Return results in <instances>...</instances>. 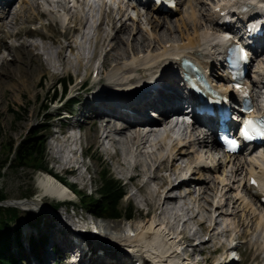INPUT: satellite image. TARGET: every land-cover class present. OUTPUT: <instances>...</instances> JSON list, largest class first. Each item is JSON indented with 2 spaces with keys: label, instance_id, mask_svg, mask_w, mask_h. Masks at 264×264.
Listing matches in <instances>:
<instances>
[{
  "label": "bare ground",
  "instance_id": "bare-ground-1",
  "mask_svg": "<svg viewBox=\"0 0 264 264\" xmlns=\"http://www.w3.org/2000/svg\"><path fill=\"white\" fill-rule=\"evenodd\" d=\"M94 1L73 0L71 5L69 0H0L1 12L3 15L10 14L14 25L17 26L15 30L5 32L0 25V51L5 47L11 56V61L4 58L0 64V87L8 86L12 92H15L21 91V87L25 89L32 87V85L28 86L30 80L33 84L38 82L42 63L40 52L46 56L42 66L46 64L53 69L61 67L63 71L69 72L71 60L69 57L66 58L65 49L77 62H88L84 71H80L81 69L73 71L75 75L84 77L92 69L90 61H94L99 55L101 47L107 46L101 56L100 66L102 68L96 67V76L100 79L105 77V80H102L98 86L102 92L101 97L111 98L109 94H106L110 92L115 98L117 93L112 92L118 90L127 92L138 88L144 79L152 76L154 72L161 71L163 72L161 81L172 83L170 88L174 91L178 79L171 71L174 65L178 64L176 61L178 55H192L210 68L213 66L212 59L221 53L225 38L221 31L215 30L219 29L216 24L220 16L216 14L212 6L220 4L221 9L230 11L241 5L249 6L255 0H184L185 8L182 7L179 18L168 21L160 16L159 12L163 9L141 2L139 4L147 7L149 15L146 19L149 26L145 31L140 25L134 24L135 20L131 25L122 22L118 27L115 24L116 18L111 13L115 9L120 18L123 10L126 11L123 6L128 3L127 5L137 7V3L118 1L114 8L111 6V1L107 3L106 0H97L101 8V19L96 29L97 32L93 36L95 37V49L90 60L81 52L80 47L82 46L78 38L86 40L90 38L89 33L93 26L85 7L90 8ZM42 3L52 4L57 8L62 7L67 14L62 19L60 14H53L52 10L48 13L46 10L39 11ZM105 3L108 9L103 8ZM208 3L211 5L207 9ZM175 5L174 10L177 9L178 4ZM252 7L255 6L252 5ZM163 11L168 12L169 15L172 13L169 12L172 10ZM259 16L264 18V13H260ZM41 17L48 18V22H40L42 20L38 19ZM29 22L39 24L40 28L36 26L31 30L28 26ZM103 23H107L109 28L102 27ZM61 27L62 29H59ZM174 30L177 34L173 32ZM26 35L38 36L41 41H28L25 39ZM6 36L20 41V44L18 46L6 45ZM165 45H168V48ZM34 61H38L39 64L35 66ZM253 67L254 72L260 78H264L263 56L255 60ZM218 74L220 82L226 80L224 74ZM77 85L78 82H75L71 88ZM100 90L96 93L92 92L96 97L94 102L85 96L80 103L85 110H88L84 120L85 123L87 122L88 131L83 135V139L86 144L90 141L99 144L102 137L111 143L114 147L111 157L116 165L123 172L128 170L129 176L137 178L135 185L140 193V202H136V217L126 218L128 220L126 230L119 227L120 222L92 217L93 230L81 236L91 250L84 264H90V262L108 264L107 261L111 262L110 264H194L190 261V256H194L198 244L192 245L189 241L203 228L207 230V238L201 241L200 245L205 246L210 241L217 242V238L221 241L222 236L233 238V233H238L241 227L243 235L247 236L250 243L264 247V201L260 199L261 193H259L261 189H264V148L247 155L228 156L226 154L224 157L217 153V140L208 137L206 131L201 134L202 129L190 131L189 138L183 135L176 138L171 137L170 129L163 127L165 123L163 119H152L147 109L144 108L150 106L153 109H159L161 113L165 112L172 106H168V103L176 97L179 98L171 91L161 92L162 97L159 96L157 101L154 99L153 102L151 101L153 97L140 98L137 91L125 93L127 97L125 100L115 98V102L119 105H125L135 111L130 115L110 103L106 104L101 101L104 99L98 98ZM31 95L34 97V93ZM131 97L140 99L134 102L130 101ZM152 108H150L151 112L154 111ZM163 118L165 119L164 116ZM144 124L149 128L142 130L141 127ZM160 126L164 128L165 134L160 135ZM71 131L67 133L66 139L76 143L79 136ZM149 135H155L157 138L149 141L148 145L151 144L152 148L146 151L143 147L149 140ZM87 150L86 146L83 151ZM71 152L75 153L73 150ZM66 162L68 166L62 162L58 163L62 166V171L64 168H71L74 174L82 164L88 168L86 163H78L75 159ZM185 172H188L189 177L184 178ZM252 174L259 179L260 184L257 187L249 182ZM80 175L78 171L76 178L79 180ZM171 175L177 180L176 182ZM151 181L155 184L152 188H150ZM37 183L42 193L59 198L73 195L67 181H62L56 174L47 170L43 171ZM192 184L198 185V190L195 191ZM180 185H184L185 190L180 191L178 196L171 195L170 191ZM169 203L173 204L171 207L173 210L176 208L179 210V207L181 210L186 209V212L189 209L192 210L187 221L179 219L184 220L183 226L187 225L188 221L195 220L198 221L199 227L188 234L184 231L185 229L177 231L170 221V215L165 210ZM22 204L32 209L38 207L33 201L19 203V205ZM171 213L175 218L181 216L177 211ZM97 219L102 220L94 222ZM68 232L64 230L63 240L56 239L50 233L48 241L51 244L59 241L69 249L72 243L70 237L67 236ZM188 246L192 248L186 252ZM223 247L226 253H224L223 261L216 262L218 264L221 262L228 264L225 258L231 257L230 255L234 252L227 243H224ZM85 251L87 248L83 251L84 255ZM40 254L45 259L48 252L43 248ZM28 256L26 260L31 263L32 260L29 261ZM33 256L36 260V255L33 254ZM75 258H72V261L80 264L81 259ZM209 258L210 256L207 255L204 259Z\"/></svg>",
  "mask_w": 264,
  "mask_h": 264
},
{
  "label": "rangeland",
  "instance_id": "rangeland-1",
  "mask_svg": "<svg viewBox=\"0 0 264 264\" xmlns=\"http://www.w3.org/2000/svg\"><path fill=\"white\" fill-rule=\"evenodd\" d=\"M73 0H69V3L72 5ZM111 6L115 8L118 1H125V0H106V2H110ZM115 1V2H114ZM135 2V1H131ZM105 3L103 8L108 9V5ZM128 4V3H127ZM126 4V5H127ZM209 5L206 6L208 9L211 3H208ZM123 6L126 11L123 10V14H121V17L119 18V14L114 11H112V16L116 18V25L119 27L122 22L131 25L132 22L135 20V25L138 24L140 27L145 31L149 24L147 23L146 19L149 16L147 12V8L143 5H136L135 6ZM49 6V7H48ZM94 6V7H93ZM130 6V8H129ZM133 7V8H132ZM185 8L184 0L180 2V10H176L172 16L161 13L160 16L165 21L168 20H174L176 18H179L181 15V10ZM46 10V12H51V10L57 11L60 10L61 12L66 13L65 9L62 7H55L52 4H45L42 3V7L39 8V11ZM73 8V6H71ZM86 14H88L91 17L92 20V29H90L89 33V39H81L78 38V42L81 44L82 47H80L81 52L85 54V56L91 60L92 52L95 49V33L97 32V26L100 22L101 16L99 9L97 8V5L94 1V3L91 5V9L85 7ZM140 13V14H139ZM164 14V15H163ZM2 15V14H1ZM0 15V25L2 26L1 29L3 31H13L17 26L14 25L13 20L11 19L10 14L6 15ZM42 20L40 22L47 23L48 18H39L38 20ZM104 28H109V25L107 23L101 24ZM29 28L34 29V27H39V24H36L35 22H29ZM61 26V25H60ZM59 27V26H58ZM59 29H62L59 28ZM175 34H177V31H173ZM2 34V32H1ZM127 36L126 34H123ZM29 36V37H28ZM8 37V38H6ZM5 37V43L6 45L10 46L11 44H14L15 46H18L20 44V41L14 40L12 37L6 36ZM28 41H37L40 42L41 40L37 36H30L26 35L25 37ZM166 48H168V45H165ZM84 48V49H83ZM102 49L99 50V55H97L92 62L91 66L92 68L98 67V69H101V56L103 53V50L107 48V46L101 47ZM84 50V52H83ZM36 49H34V52ZM67 51V52H66ZM36 53V52H35ZM64 54L71 60L70 62V71H63L61 67H58L56 69H53L52 67H49L48 65L42 64L45 62V55L44 53L40 52V60H41V73L39 75V81L35 84L31 83L32 81H29V85H32V87H28V89L20 88V90H17L15 92H12L11 89L8 86L0 87V161L3 160V157L6 154V150L3 148V144H5L8 140L16 143L19 141V139L22 137L23 134H26L28 131H30L31 128H34L36 125H38L43 119L46 117L48 118L46 123H48V129L44 132L45 133V152L44 157L46 159L47 168H50L52 171L56 169H62L58 163H64L65 166H68L67 160L75 159L78 163H86V166L88 168H85V164L80 165V169H77V172L79 171L81 173L80 180L77 177V172L73 174L72 170H68L67 173H63L62 177L65 179H68L75 183L76 188H80L83 192L91 193V194H97V187L100 183V171L105 170L108 174L112 175L116 179L119 180L122 188H123V195L121 196L119 200V205L122 207L126 205H130L131 210V219L133 217H136L137 210V201L140 202V193L139 190L136 187L137 178L134 177L132 180H127L126 174L129 173V171H122L121 168L116 165L115 160L110 156L107 157V155L104 153L105 150L112 151L114 147H112L111 143H109L107 140L102 139L100 144L96 143L95 141H90L86 144L85 140L83 139V135L88 131L87 122L81 121L83 116H81V119L76 120V122L80 123V126L70 124L66 120H61L60 117L57 114V107L61 104L63 101L56 100L60 93V86H62V83H56L60 78H65L66 82L70 81L69 84L66 86L67 93L74 94L75 88L72 89L71 85L76 82L80 77L79 75L74 74V70L76 71H84L85 66H87L88 62H77L76 59H74L73 56L69 53L67 49L64 50ZM8 59L11 61V56L7 49L3 47L0 51V64L3 61V59ZM85 59V58H84ZM34 65H38V61H34ZM89 62V63H90ZM86 64V65H85ZM48 66V67H47ZM49 68V69H48ZM218 70V69H217ZM56 72V73H55ZM75 75V76H74ZM41 76V77H40ZM89 77H86L87 84L90 85V83H93L96 78L93 76V73L88 75ZM101 79L105 80V77H102ZM91 86V85H90ZM31 89V90H30ZM34 93V97L31 95ZM55 93L54 99L50 100L51 95ZM85 94L82 93L80 95H83L82 98L85 97ZM48 106L46 109L48 116L43 113L42 110L45 106ZM74 111L76 108H80V103L77 102L74 105ZM82 108V107H81ZM81 112V110H79ZM76 112V111H75ZM85 124V125H84ZM73 126V127H72ZM69 130H72L74 134H79V137L76 141V143H72L67 137V133ZM71 131V132H72ZM162 135V134H160ZM150 136V137H149ZM148 141H146V145L143 147V150H148L152 146L149 144L150 140H155L157 138L155 135H149ZM68 140V141H67ZM80 140V141H79ZM88 147V150L84 152L83 150L86 149V146ZM89 145V146H88ZM98 145V146H97ZM103 145V146H102ZM102 146V148H100ZM148 146V147H146ZM150 146V147H149ZM79 148L81 150V153L79 152ZM71 150L75 151V153L71 152ZM83 152V153H82ZM80 154L83 155V160L80 161ZM88 155V156H85ZM100 155V156H99ZM98 156V157H97ZM97 157V158H96ZM72 166V165H70ZM4 171V174L0 176V185L3 188V192L6 194L7 198L6 200L12 201L13 204L19 205V203L22 202H35L37 203L38 207L35 208H29L25 207L23 204L19 205L20 211V219L17 222V226L21 229V245H12L11 250L12 253L16 254V256H19V261L21 264H42V262H47V264H75L72 262V259L69 260L66 256L69 257V255L78 256L79 259H81L80 264L85 263V256L80 254V250L84 249V246H82V237L81 235L75 234L74 231L80 230L84 227H90L92 224V213L87 212L84 207L82 206H76L71 205L69 203H62L61 201H58L57 197L51 196L47 193H42L40 186L38 185L39 177L42 176L43 171L37 170L34 171L30 167L20 166L18 168H2ZM62 173V171H59ZM150 172V171H149ZM150 188H152L155 184L154 182H150ZM40 188V189H39ZM83 188V189H82ZM195 188V187H194ZM196 191V190H195ZM24 193H30V196H24ZM131 195V196H130ZM72 197H74L72 195ZM77 198V197H75ZM180 204V202H178ZM48 205H50L52 208V205L54 206V209H51ZM173 206L172 203H169L166 205V211L168 212V215H170V221L174 224L176 227L175 229L181 230L185 229L184 231L186 234L191 233L190 230H194L198 228V221L192 220L188 221L187 225L183 226L182 222L184 220H188L191 216L192 210L186 209H180L179 210H173L171 207ZM24 207V208H23ZM182 208V207H181ZM172 209V210H171ZM173 211H177L181 214L176 218L171 213ZM191 211V212H190ZM231 216V215H229ZM189 217V218H188ZM95 218V217H93ZM184 219L183 221H180L179 219ZM218 218L223 219L221 216H218ZM103 219V218H102ZM102 219H97L94 222H98ZM105 220H111L114 222L119 223V227L127 229L128 220H126V217L120 216L115 217L113 219H107ZM116 219V220H115ZM130 219V220H131ZM220 220V219H219ZM65 224V225H64ZM65 226V227H64ZM68 226V227H67ZM63 227V228H62ZM241 229V231H240ZM57 230V231H56ZM64 230L68 232V238L70 237L71 243L70 248L67 249L64 247L63 243L55 242L54 244H51L49 239V234L52 233L53 236H55L56 239H62L64 236ZM73 230V231H72ZM199 234H201L202 238H207L205 233H207L206 229H200ZM175 231V232H177ZM243 228H239L238 233L234 232V236L232 238L229 236H222V240L219 241L217 238L216 241H210L209 243H206V245H200L202 243H198L195 250V254L193 258H201L200 264H218L217 261H223L224 257V243L228 242H235L237 243L238 251H240V257L238 260H234L229 262V264H264V247H260V245H256L254 243H250L247 240V236L243 235L242 233ZM29 233H33V235L38 237H43L42 240H40V244L36 245V247H39V251H33L32 248L28 247L29 242ZM241 233V234H240ZM70 235V236H69ZM240 235V236H239ZM72 236V237H71ZM45 238V239H44ZM232 238V239H230ZM247 240V241H246ZM223 241V242H222ZM195 242V241H194ZM192 243V245L194 244ZM45 244V246H43ZM73 245V246H72ZM184 245V244H183ZM256 245V246H255ZM62 246V247H61ZM201 246V247H200ZM35 247V248H36ZM73 249H72V248ZM46 249L48 252L47 257L44 259L43 256H41L40 252L41 249ZM64 248V249H63ZM190 246H188L186 252L190 251ZM215 249V250H214ZM26 251V252H25ZM83 251V250H82ZM36 254V260L33 256ZM29 254V256H28ZM50 255V256H49ZM207 255L210 256V258L204 259ZM26 256H28V260L32 262L28 263L26 260ZM55 256V257H54ZM71 257V258H75ZM78 257H76L78 259ZM83 257V258H82ZM92 257V255H91ZM75 258V259H76ZM35 261V262H34ZM108 264L111 262L107 261ZM90 264H96L95 262H90ZM99 264V263H98ZM107 264V263H106Z\"/></svg>",
  "mask_w": 264,
  "mask_h": 264
},
{
  "label": "trees",
  "instance_id": "trees-1",
  "mask_svg": "<svg viewBox=\"0 0 264 264\" xmlns=\"http://www.w3.org/2000/svg\"><path fill=\"white\" fill-rule=\"evenodd\" d=\"M64 86L65 78L61 79ZM53 93L50 100L55 96ZM67 102V108L70 107ZM46 105L42 110V115L47 114ZM47 117L43 119L34 128H31L26 134H23L18 142L7 141L3 144L6 154L0 161V176L4 174L2 168H18L20 166L30 167L34 171L46 168L45 152V131L48 129ZM100 183L98 185L97 194H91L81 191L79 200L81 205L87 212H92L99 217L113 219L120 216H131L130 205L120 206L119 200L123 195V188L118 179L108 174L105 170L100 171ZM24 196H30V193H24ZM7 196L3 192L0 185V200L6 199ZM53 209L54 206L52 205ZM20 207L11 204L0 203V264H18V257L9 249L12 243L21 245L20 228L17 222L20 219L18 214ZM131 218V217H128ZM116 220V219H115ZM43 237H34L29 235L28 247L36 250L37 242L40 243Z\"/></svg>",
  "mask_w": 264,
  "mask_h": 264
},
{
  "label": "snow or ice",
  "instance_id": "snow-or-ice-1",
  "mask_svg": "<svg viewBox=\"0 0 264 264\" xmlns=\"http://www.w3.org/2000/svg\"><path fill=\"white\" fill-rule=\"evenodd\" d=\"M255 133L257 135H264V132L260 131L259 129H257L254 125L253 122L251 120H246L244 123V127L242 129V135H244L245 137H249V133ZM230 144L235 145V141H229ZM253 183H255V181H253Z\"/></svg>",
  "mask_w": 264,
  "mask_h": 264
},
{
  "label": "water",
  "instance_id": "water-1",
  "mask_svg": "<svg viewBox=\"0 0 264 264\" xmlns=\"http://www.w3.org/2000/svg\"><path fill=\"white\" fill-rule=\"evenodd\" d=\"M0 203H2V204H13L12 201L6 200V199L0 200Z\"/></svg>",
  "mask_w": 264,
  "mask_h": 264
}]
</instances>
